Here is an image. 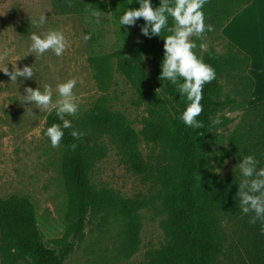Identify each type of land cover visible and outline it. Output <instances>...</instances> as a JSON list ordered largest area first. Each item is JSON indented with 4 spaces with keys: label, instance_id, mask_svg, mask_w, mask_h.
<instances>
[{
    "label": "rangeland",
    "instance_id": "obj_1",
    "mask_svg": "<svg viewBox=\"0 0 264 264\" xmlns=\"http://www.w3.org/2000/svg\"><path fill=\"white\" fill-rule=\"evenodd\" d=\"M102 1L107 8L101 11L97 22L96 18L85 12L57 13L55 0H0V68L8 66L11 72L15 64L21 68L33 65L34 71L32 79L21 77L17 81H11L7 74L0 72V198L14 195L28 198L35 207L44 243L59 252L55 241L64 234L67 209V194L61 175L62 147H51L44 135L46 118L55 109L45 112L32 108V102L23 104L22 96L26 87L36 88L40 85L42 88L49 84L55 100L56 84L74 77L77 85L73 91L78 97L79 111L77 117H69L81 121L85 113L104 98V105L121 112L139 133L140 150L151 172L135 174L130 171L110 139L100 137L105 154L93 163L89 171L90 183L96 188L111 189L124 198L140 197L149 202L140 212L142 227L139 249L130 257L124 255L123 217L105 212L92 213L88 215L82 239L67 256L65 264H145L148 252L166 244L161 229V222L165 219L161 204L162 187L156 176L162 165L171 162V152L164 143L147 142L141 131L150 119L153 107L160 111L170 108V105L158 89L153 101L143 100L118 71L114 52L138 38L139 24L121 26L119 7L114 0ZM237 6L238 2L233 0L223 11L230 14ZM250 12L236 22L235 33L240 40L248 42L255 61L264 64V33L261 34L264 27L261 32L253 31L249 22L254 16ZM42 13L48 17L47 22L39 28L30 25V19H38ZM205 22L213 25V31L204 37L207 48L200 50L197 47L195 50L200 56L209 50L224 52L226 41L220 38L222 29H219L218 22L213 23L208 17ZM49 28L62 29L69 47L59 58L51 52L35 58L28 51V34L32 31L42 33ZM84 33H91V39L85 41ZM191 39L197 45L201 43L195 36ZM98 57L104 58L102 70L95 61ZM219 82L222 99H233L234 103L213 114L211 121L219 114L221 122L216 125L211 123L205 136L203 155L209 159L216 173L223 177L235 173L240 177L236 165L241 158L231 156L229 147L233 133L241 132L249 125L255 129L258 127L246 110L249 107L250 83L237 71L224 74ZM225 117L230 120L226 121ZM257 133H260V129H257ZM251 138V135L245 137L242 143L246 152L259 147L258 144H251ZM222 229L227 242L218 263L244 264V257L229 251L228 236L232 235V225L225 220Z\"/></svg>",
    "mask_w": 264,
    "mask_h": 264
},
{
    "label": "trees",
    "instance_id": "obj_2",
    "mask_svg": "<svg viewBox=\"0 0 264 264\" xmlns=\"http://www.w3.org/2000/svg\"><path fill=\"white\" fill-rule=\"evenodd\" d=\"M232 1L206 0L205 16L213 23L218 22L219 29H222L240 8L250 2L236 0L239 6L230 14L224 13ZM114 2L119 7V16L127 8L139 7L137 0ZM152 3L156 7L159 0H152ZM55 8L57 13H88L86 9L104 11L107 5L102 0H55ZM216 9L222 11L215 12ZM137 22L142 25L143 18ZM167 34L162 32L161 37L149 39L140 33L134 42L114 52L118 71L131 83L139 97L153 101L158 89L170 105V108L160 111L153 107L150 119L141 131L147 142L164 143L171 152V162L162 165L156 176L162 187L161 204L165 219L161 222V229L166 244L148 252L145 264H219L227 242L222 229L225 220L233 227L232 235L228 236L231 254L244 257V264H264V236L260 235V223L249 224L248 215L241 214L239 209L236 193L241 178L235 173L227 177L216 173L209 159L203 155L205 136L211 127L213 114L234 103L233 99H222L219 79L230 71H237L249 80L251 93L253 79L247 73L250 57L222 34L220 38L226 41L225 51L209 50L202 55L204 61L215 69L216 78L204 85L201 100L204 107L197 117L203 121V127L193 129L178 118L186 106L185 99L175 86L159 79L162 37ZM103 60V57L95 60L101 70L105 65ZM246 110L258 127L255 129L249 125L245 130L233 133L229 154L235 158L254 154L260 160L258 166H264V101L250 105ZM66 118L72 121V128L83 135L76 139L71 135L72 129H64L61 141V175L67 194V209L64 234L55 241L59 252L44 243L32 202L14 195L0 198V264H65L67 256L82 239L88 215L92 213L105 212L123 217L124 255L130 257L139 249L140 212L149 202L140 197L124 198L108 188H96L89 180L93 163L105 154L100 137L110 139L130 171L150 174V166L140 150L139 133L121 112L106 107L104 98L90 108L81 121L69 116ZM225 120L230 119L225 117ZM53 123H61L55 110L46 118L47 127ZM250 135L251 144L259 147L246 152L242 143ZM72 143L77 145L74 150L70 147Z\"/></svg>",
    "mask_w": 264,
    "mask_h": 264
},
{
    "label": "clouds",
    "instance_id": "obj_3",
    "mask_svg": "<svg viewBox=\"0 0 264 264\" xmlns=\"http://www.w3.org/2000/svg\"><path fill=\"white\" fill-rule=\"evenodd\" d=\"M139 7L127 8L119 16L121 26H137V21L143 18L144 23L139 25L142 36L151 38L163 35V58L159 79L167 81L175 86L179 95L186 101L184 110L179 114V119L193 129L203 127V121L198 119L203 111L201 100L203 99L204 85L216 78L215 69L198 55L200 50L207 48L204 37L213 31V25L206 23L204 5L206 0H159V5L154 7L152 0H137ZM92 17L99 22L101 11L86 9ZM169 18L172 23L169 24ZM48 20L45 13L39 15L38 19H30V25L36 28L44 25ZM127 31V28H126ZM197 37L201 43L197 45L191 37ZM30 44L29 54L35 58L51 52L56 57L65 54L69 47V41L64 31L59 28H49L47 31L38 33L32 31L28 34ZM85 41L91 39V33H84ZM139 42V40L137 41ZM0 72L7 74L11 81L18 78L32 79L34 76L33 65H24L22 68L17 64L12 65L10 72L8 66L0 68ZM39 85V84H38ZM77 85L76 78H68L64 82L56 84L55 93L57 98L53 100V89L49 84L36 88L26 87L24 89L23 104L32 102V108L40 111H51L61 123H53L48 126L44 135L49 139L53 148L61 145L64 129H72L71 135L78 139L83 133L72 128V121L66 116L77 117L79 111L78 97L74 93ZM219 114L212 119L213 125L219 124ZM70 147L74 150L77 145L72 143ZM254 154L241 156L236 165L239 169L240 182L236 196L239 197V209L241 214L248 215V223L255 225L260 223V235L264 236V166Z\"/></svg>",
    "mask_w": 264,
    "mask_h": 264
},
{
    "label": "crops",
    "instance_id": "obj_4",
    "mask_svg": "<svg viewBox=\"0 0 264 264\" xmlns=\"http://www.w3.org/2000/svg\"><path fill=\"white\" fill-rule=\"evenodd\" d=\"M250 9L251 12L249 11ZM247 12H250V15L254 16V19L250 20L252 22H249L253 31L261 32L264 27V0H250L248 4L240 8L225 24L221 30V34L227 41L237 46L241 51L250 57V65L247 71L248 75L253 79V89L248 97L250 106L264 101V64H259L255 61L248 42L240 40L235 33L236 22ZM263 33L264 32L262 31L261 34L263 35Z\"/></svg>",
    "mask_w": 264,
    "mask_h": 264
}]
</instances>
